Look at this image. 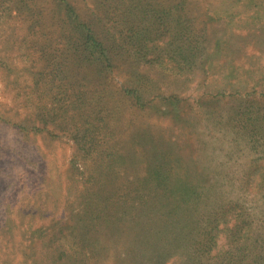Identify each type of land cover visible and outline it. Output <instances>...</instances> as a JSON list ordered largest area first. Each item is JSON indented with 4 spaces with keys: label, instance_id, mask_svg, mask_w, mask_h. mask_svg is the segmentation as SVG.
Segmentation results:
<instances>
[{
    "label": "rangeland",
    "instance_id": "1",
    "mask_svg": "<svg viewBox=\"0 0 264 264\" xmlns=\"http://www.w3.org/2000/svg\"><path fill=\"white\" fill-rule=\"evenodd\" d=\"M0 264H264V0H0Z\"/></svg>",
    "mask_w": 264,
    "mask_h": 264
},
{
    "label": "trees",
    "instance_id": "2",
    "mask_svg": "<svg viewBox=\"0 0 264 264\" xmlns=\"http://www.w3.org/2000/svg\"><path fill=\"white\" fill-rule=\"evenodd\" d=\"M91 36H89V38H90ZM105 48V47H104ZM100 48V54L102 53V56H104L106 59H107V52H105V50L107 49V48ZM91 54H94V53H91ZM108 60V59H107ZM110 83V82H109ZM111 84V83H110ZM135 101H136V103L137 104H142V101H143V99H141V96H137V94H135ZM166 168H167V163H166ZM168 170V169H167ZM156 174L157 173H154L153 172V176H156ZM180 178H182L181 176H180ZM162 183V182H161ZM240 231H241V228H240V226H236V235H238L239 233H240Z\"/></svg>",
    "mask_w": 264,
    "mask_h": 264
}]
</instances>
